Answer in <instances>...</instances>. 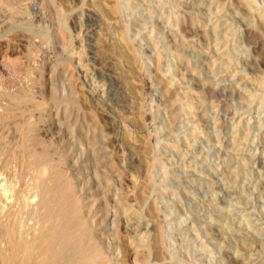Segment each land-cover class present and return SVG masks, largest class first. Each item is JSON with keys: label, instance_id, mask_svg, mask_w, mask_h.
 I'll return each mask as SVG.
<instances>
[{"label": "rangeland", "instance_id": "rangeland-1", "mask_svg": "<svg viewBox=\"0 0 264 264\" xmlns=\"http://www.w3.org/2000/svg\"><path fill=\"white\" fill-rule=\"evenodd\" d=\"M74 205L111 264H264V0H0V264Z\"/></svg>", "mask_w": 264, "mask_h": 264}, {"label": "bare ground", "instance_id": "bare-ground-1", "mask_svg": "<svg viewBox=\"0 0 264 264\" xmlns=\"http://www.w3.org/2000/svg\"><path fill=\"white\" fill-rule=\"evenodd\" d=\"M43 173H44V170H43ZM40 181H41V179H40ZM61 188H62V186H61ZM36 193L38 195V199H36L37 201L34 204L33 209L35 210V212L37 211V212H40V214H42L43 212L41 213V211L43 210V208H46L47 206H49V204L51 203V201L53 202L54 199L51 200L50 199V196L51 195L48 196L47 193H40V191H36ZM33 197H34V195H33ZM57 198H56V200H57ZM81 200L82 199H78V201H81ZM56 202H58V201H56ZM66 202H65V204H66ZM65 204H64V206H65ZM70 204H71V200H70ZM58 205H60V204H58ZM61 206H62V203H61ZM61 206H60V208H61ZM74 206L73 207H70V209L68 210V212L66 211L67 216L65 215V217H67V219H66L67 221H66L65 224H62V225H57L56 224V223H58L57 220L61 217L60 215H58V217L59 216L60 217L56 220V223H55L56 225L54 226L55 228L52 227L54 229L53 231H50L51 227L49 228L48 231L47 230L46 231L45 230H42L43 229V228L41 229V227H42L41 226L42 220H38L37 217H36V219L39 222H37L35 219L34 220H35V222H37L36 224H39V227L41 226L39 228L40 233L39 232H36V235H33L31 238L29 237L30 239H27L26 236L25 237L22 236V234L24 233V231H23V233H20L19 236H18V238L21 241H19V242H22L23 244L26 245V246L23 247L22 244H21V246L23 247V250H24L21 253L23 255H20V257L14 256L12 254L7 255V257L4 258L5 259L4 260L5 261V264H108L107 261H109V263L111 264L110 258L107 257L106 251L104 250V246L102 245L103 243L100 241V239L98 237H96V236H93L94 234H91V236L89 235V237H87L88 235L86 233L88 231L84 227L85 225H87L86 224V220H85L86 217L85 216H81L79 213L77 214V212H78V210L76 212V207L77 206L76 205H74ZM31 207H29V208H31ZM62 208H61L60 211H64V210H62ZM56 209H58V206H57ZM54 211H53V213H55ZM38 215H36V216H38ZM44 216H45V214H44ZM41 218H43V217H41ZM47 219H49V218H47ZM50 219H52V218H50ZM17 221H18V219H17ZM48 223H49V221H48ZM45 229H46V227H45ZM15 230H18V229L15 228ZM91 230H93V229H91ZM34 231H37V230L35 229ZM17 233H19V232H17ZM27 235H28V233H27ZM89 240H90V243H88ZM11 243H12V241L9 244H11ZM17 243H18V241H17ZM14 244L15 245H13L14 246V248H13L14 249V253L13 254H16V252L20 251L19 250L20 249L19 248L20 246H18V244H16V240H15V243ZM21 251H22V248H21ZM2 261H3V259H2ZM112 264H114V263H112Z\"/></svg>", "mask_w": 264, "mask_h": 264}]
</instances>
